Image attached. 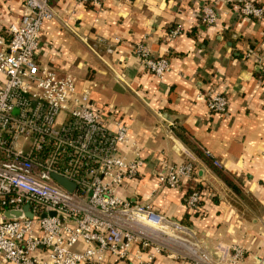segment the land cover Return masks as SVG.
Returning <instances> with one entry per match:
<instances>
[{"label":"crops","instance_id":"crops-1","mask_svg":"<svg viewBox=\"0 0 264 264\" xmlns=\"http://www.w3.org/2000/svg\"><path fill=\"white\" fill-rule=\"evenodd\" d=\"M50 1L58 17L41 27L38 58L71 74L78 88L91 89L97 105L110 106L129 125L145 161L130 187L151 191L162 161L178 164L192 154L193 177L178 189L158 188L154 207L186 223L212 260L219 247L236 246L244 251L236 264H264V82L258 69L264 67V15L238 18L230 6L244 0ZM251 1L264 7V0ZM204 5L218 12L212 25L200 20ZM22 7L23 0H0V34ZM177 26L181 32L171 37ZM138 43L153 57L168 58L162 78L141 65ZM209 89L227 97L224 113L207 109ZM204 150L213 156L209 161L200 156ZM194 185L202 196L190 211L184 199ZM155 264L190 263L159 254Z\"/></svg>","mask_w":264,"mask_h":264},{"label":"built area","instance_id":"built-area-1","mask_svg":"<svg viewBox=\"0 0 264 264\" xmlns=\"http://www.w3.org/2000/svg\"><path fill=\"white\" fill-rule=\"evenodd\" d=\"M230 9L238 18L264 15V7L251 0L232 2ZM56 12L50 0H23L19 18L0 34V264H155L159 254L190 264L238 263L244 257L240 247H219L214 261L189 227L153 205L158 188L178 189L193 177L192 154L178 164L162 161L151 191L140 194L130 187L145 161L129 125L110 106L97 105L91 89L78 88L71 74L38 58L41 27ZM217 19L212 6H202L203 24ZM180 32L177 26L170 35ZM134 50L156 77L170 69L168 58L153 57L145 44ZM258 69L264 82V67ZM205 95L209 112L226 111L224 94L209 89ZM52 174L65 177L73 189ZM201 196L195 189L188 193L185 207L198 209ZM24 206L31 216L3 215Z\"/></svg>","mask_w":264,"mask_h":264},{"label":"water","instance_id":"water-1","mask_svg":"<svg viewBox=\"0 0 264 264\" xmlns=\"http://www.w3.org/2000/svg\"><path fill=\"white\" fill-rule=\"evenodd\" d=\"M53 178L55 179V181L61 185L62 187L68 189V190H72L74 187V184L72 182H70L69 180H67L65 177L63 176H59L56 174H52ZM4 217L7 219L10 218H14V217H21L23 215H28L31 216V212L28 210L27 206H24L23 209H10V210H6L3 213Z\"/></svg>","mask_w":264,"mask_h":264},{"label":"trees","instance_id":"trees-1","mask_svg":"<svg viewBox=\"0 0 264 264\" xmlns=\"http://www.w3.org/2000/svg\"><path fill=\"white\" fill-rule=\"evenodd\" d=\"M256 3V2H255ZM259 75H261V74H259ZM199 153V152H198ZM200 156H202V157H204L205 159H207L208 157L207 156H205V155H203V154H200ZM207 161H209L208 159H207ZM209 164V163H208ZM221 176H222V174H221V172L218 170L217 171ZM224 179H226L225 177H224ZM227 180V179H226ZM227 182L229 183V184H231V182L230 181H228L227 180ZM198 190V191H202V189L200 188V187H197L196 185H194L193 186V188H190L189 190H188V192L186 193V195L188 194V193H190L191 191H193V190ZM185 195V196H186ZM185 204V203H184ZM182 224H184V225H186V223H184V222H181Z\"/></svg>","mask_w":264,"mask_h":264}]
</instances>
